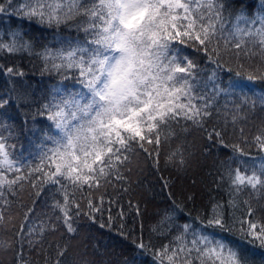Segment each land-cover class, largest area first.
I'll use <instances>...</instances> for the list:
<instances>
[{
	"label": "snow or ice",
	"instance_id": "snow-or-ice-1",
	"mask_svg": "<svg viewBox=\"0 0 264 264\" xmlns=\"http://www.w3.org/2000/svg\"><path fill=\"white\" fill-rule=\"evenodd\" d=\"M9 9H15L14 14L23 20L48 27L79 18L75 26L85 34L82 40L69 41L55 52L45 49L38 53L46 69L64 70L62 79L74 78L80 85L79 90L73 91L66 88L62 91L58 87L33 115V119L39 115L51 122L48 129H30L44 142L39 163L30 166L27 161L18 160L11 150L14 146L0 137V199L5 206H10L6 197L16 196L23 188V181L27 180L34 188L37 184L57 186L55 190L63 200L56 201L54 207L62 210L69 233L76 231L69 223L72 219L70 199L71 206L77 209L75 214L79 215L82 209L75 197L80 193L86 199L87 214L94 219L92 213L100 212L104 204L102 195L98 203L92 199L94 190L104 188L113 180L124 179L122 172L130 170L131 155L137 148L158 164L162 137L167 143L174 134V123L190 121L191 126L203 128L207 118L213 116L218 96L255 95L242 80H232L227 89L221 87L216 70L205 81L200 77L202 70L179 46L203 52L220 71H225L221 63V44L225 50H236L237 56L241 51L246 56L257 54L252 52L255 46L264 54V0H259V11L255 14L244 11L235 14L227 34L224 0H19L16 4L13 0H0V13L7 14ZM0 51L33 53L31 44L19 32L12 33L7 42L0 37ZM67 70H75L74 76L70 77ZM7 71L12 73L13 70ZM246 79L252 81L255 77L249 75ZM257 99L264 107V95ZM5 103L7 100L0 99V107ZM256 103V99L251 100L249 107L254 109ZM231 115L232 123L237 116L243 118L239 107ZM206 135L209 140L215 136L228 147L215 128L206 130ZM255 141L264 150V135H257ZM48 143L51 146L45 147ZM147 145L154 146L152 151ZM240 154L244 155L242 151ZM167 162L182 167L185 164L183 152L180 149L171 152ZM225 176L234 194L247 189L264 191V165L259 172L251 173L240 167L228 168L221 179ZM39 190L37 188V195ZM229 203L235 206L234 199L230 198ZM244 204L247 212L242 217H234L233 224L239 225L237 230L248 243L255 241L264 248V225L255 218L249 219L254 209L248 201ZM30 211L24 213L25 221ZM136 211L139 212L138 206ZM108 212L111 223L110 208ZM6 219L11 220V216L6 217L0 210V226ZM170 220L171 217L165 215L160 224L170 227ZM207 225L232 230L219 203L213 207ZM182 228L183 232L172 238L171 247L164 244L154 251L156 264L166 261L167 264H250L248 253L241 252L223 237L192 229L190 224ZM158 230L159 234H164L163 228H153V231ZM43 233V226L25 229L21 224L15 233L20 238L19 249H23L25 242L30 249L42 246ZM136 246L150 250L143 240ZM0 247L16 251L14 264H29L22 251L12 249V245ZM66 252V246L57 245L56 259L49 264H65L61 258Z\"/></svg>",
	"mask_w": 264,
	"mask_h": 264
},
{
	"label": "trees",
	"instance_id": "trees-1",
	"mask_svg": "<svg viewBox=\"0 0 264 264\" xmlns=\"http://www.w3.org/2000/svg\"><path fill=\"white\" fill-rule=\"evenodd\" d=\"M224 2L225 34L232 26L235 14L240 11L255 14L259 11V0ZM13 3H19V0H13ZM14 12L15 9H9L7 14L0 13V37L7 42L12 33H22L23 39L31 44L33 53L0 51V99L7 100L0 107V137L14 146L11 150L18 160L34 166L39 163L44 142L30 129H48L51 122L39 115L33 119V115L42 103L51 99L58 87L62 91L65 88L68 91L80 89L74 78L62 79L64 70L46 69L38 53L45 49L55 52L69 41L82 40L85 34L75 26L79 18L48 27L23 20ZM179 47L199 66L202 70L200 77L205 81L216 70L221 87L227 89L232 80H242L254 90L255 95L247 93L245 97L235 93L218 96L213 105V116L207 118L203 128L191 126L190 121L174 123V134L167 143L162 137L158 164H154L152 156L137 148L131 155L130 170L122 172L124 179L113 180L104 188L94 190L92 199L95 202H99L101 195L104 197L101 211L92 213L94 219L87 214L86 199L77 193L75 199L82 209L79 215L75 214L77 209L71 206V199L69 201L72 215L69 223L76 229L74 233L67 232L62 210L54 207L56 201L63 200L55 190L57 186L37 184L34 188L27 180L23 181V188L16 196L6 197L10 206L6 207L0 199V210L6 217L11 216V220L6 219L0 226V245L10 244L12 249L20 250V238L15 233L21 224L25 225V229L43 226L42 246L30 249L25 242L20 250L29 264H49L56 259L57 245L67 247L65 257L61 258L65 264H156L154 251L170 244L175 235L183 232L182 226L190 224L192 229L214 233L240 248L241 252L248 253L250 264H264V248L257 246L255 241L248 243L247 238H242L237 230L239 225L233 224L234 217H242L247 212L244 201H248L254 209L249 219L255 218L264 225V191L247 189L237 195L232 192L227 177L221 179L228 168L240 167L251 173L253 170L259 172L264 165V150L255 141L257 135H264V107L257 99L264 95V54L258 52V46L249 45L257 54L246 56L241 51L237 56L234 54L236 50H225L221 44V63L225 71H220L203 52L184 45ZM9 68L12 73L7 71ZM229 68L231 71H227ZM74 72L67 70L70 77L74 76ZM249 75L255 79L248 81L246 77ZM245 99L248 103H243ZM253 99L257 100L254 109L249 107ZM237 107L243 118L237 116L232 123L231 114ZM213 128L221 132L228 147L219 143L215 136L212 140L208 139L206 130ZM44 146L50 147L51 144ZM147 147L152 151L154 146ZM177 149L184 154L185 164L182 167L167 162L169 154ZM241 151L244 155L240 154ZM37 188L40 189L38 195ZM230 198L235 200V206L230 205ZM109 201L112 203L109 204ZM217 203L222 205L224 219L232 229L230 232L207 225ZM137 206L139 212L136 211ZM109 208L113 217L111 223ZM29 209L31 211L25 221L24 213ZM121 212L123 215H120ZM165 215L171 217L170 227L160 224ZM101 223L105 226L101 227ZM153 228H163L164 234H159V230L153 231ZM24 239L27 240L26 232ZM141 240L150 250L136 246ZM15 255L16 251L0 247V264H14Z\"/></svg>",
	"mask_w": 264,
	"mask_h": 264
}]
</instances>
